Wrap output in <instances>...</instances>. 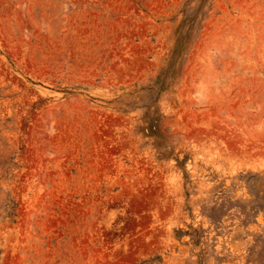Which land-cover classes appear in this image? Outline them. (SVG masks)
<instances>
[{"label": "rangeland", "instance_id": "374dc122", "mask_svg": "<svg viewBox=\"0 0 264 264\" xmlns=\"http://www.w3.org/2000/svg\"><path fill=\"white\" fill-rule=\"evenodd\" d=\"M0 264H264V0H0Z\"/></svg>", "mask_w": 264, "mask_h": 264}]
</instances>
